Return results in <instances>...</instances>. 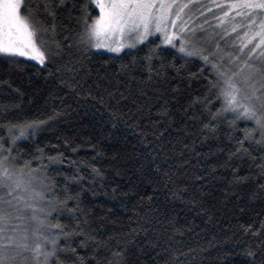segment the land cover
<instances>
[{"label": "snow or ice", "instance_id": "obj_1", "mask_svg": "<svg viewBox=\"0 0 264 264\" xmlns=\"http://www.w3.org/2000/svg\"><path fill=\"white\" fill-rule=\"evenodd\" d=\"M213 8L221 15H212ZM197 12L203 23H196ZM205 13L212 15L215 26L204 18ZM237 18L246 23H236ZM150 37H157L160 44L144 57L139 76L135 59L111 73L91 64L93 49L120 53L151 43ZM162 45L176 49L185 64L202 61L201 69L188 75L207 80L202 93H190L176 109L166 98L167 85L180 76L185 64L161 62L155 67L154 56ZM0 55L9 64H19L12 58L20 57L45 68L55 65L49 75L60 85L109 110L111 119L137 132L144 149L139 171L150 166L175 198L187 197L205 214L210 209L202 199L203 188L225 179L217 175L221 170L231 173L228 187L252 178L240 175L244 163L250 172L255 170L256 179H264V0H210V4L200 0H0ZM169 68L176 76H169ZM178 91L172 88L173 93ZM216 104L220 107L213 111ZM65 114V109L54 108L43 119L0 125V131L7 129L6 136H0V264H188L187 256L194 250L182 252L170 243L173 236L167 242L163 236L147 238L149 229L155 231L161 223L150 196L147 205L141 197L134 206L136 226L108 235L92 227L91 210L82 206V195L103 179L102 169L95 164L103 155L96 151L97 144H88L95 153L90 159L67 157L61 147L76 153L84 146L73 147L68 136L57 137L58 143L50 149L37 148L38 155L22 164L13 155L17 141L34 138ZM61 166L71 168V173L61 172ZM198 166L203 174H197ZM181 176L187 180L182 186ZM259 193H264V183H257L252 197ZM21 205L31 209V232L9 234L17 231L10 225L21 217H13L12 211L19 212ZM166 223L165 233L180 231L173 218ZM241 228L249 240L244 252L247 264H264V220Z\"/></svg>", "mask_w": 264, "mask_h": 264}, {"label": "trees", "instance_id": "obj_2", "mask_svg": "<svg viewBox=\"0 0 264 264\" xmlns=\"http://www.w3.org/2000/svg\"><path fill=\"white\" fill-rule=\"evenodd\" d=\"M150 41L151 43L145 42L120 54L92 50L91 64L94 68H100L102 73L104 71L111 73L122 63L130 64L135 59L139 76L141 75L139 66L144 63V57L149 55V50L154 45L160 44L157 38ZM12 59L19 61V64H9L4 56H0V125H6L9 121L43 119L54 108L65 109L66 113L49 128L39 131L34 138L17 141L13 155L21 158L19 162L22 164L24 160L38 155L37 148L50 149V145L58 143L57 137L63 136L73 139V147L78 144L84 145L76 153L61 147L69 159H90L95 153L88 148L89 143L97 144L96 151L103 153L95 161L96 167L103 171V179H97L91 190L85 191L82 195V206L86 210H91L93 228H99L101 233L108 235L136 226L134 206L139 203L141 197L145 198L147 205L149 203L147 197L150 196L151 206L158 209L161 223L154 226L155 231L149 229L148 239L163 236V240L167 242L168 236H173L170 243L182 252L194 250L187 256L188 264H247L248 258L244 252L249 240L242 235L241 225L246 227L255 221L258 226L259 221L264 220V193L252 197L257 183H264V179H256L255 170L250 172L247 163L240 168L241 176L252 177L246 183L228 187L231 173L221 170L217 175H223L225 179L205 184L202 199L205 206L210 209V213L205 214L199 206L188 203L187 197L183 200L175 198L168 188L164 187L159 175L150 170V166L139 171L144 160V149L137 132L123 122L111 119L109 110L94 104L90 99L77 97L68 88L60 85L55 76L49 75V71H54L55 65L45 68L27 59L16 57ZM161 62L176 66L185 64L177 50L165 46H161V50L154 56L155 67L158 68ZM201 67L202 61L192 59L191 63L185 64L180 76H176L169 68V76H176L167 85L166 93V98H169L173 109L184 104L190 93L195 95L203 92L207 80L203 77L189 78L188 75L198 72ZM5 81L7 83H4ZM172 88H178L179 91L173 93ZM172 96H175V99H171ZM66 105L71 107L66 108ZM219 107L220 105L216 104L213 111ZM153 112L155 113V109ZM243 126L241 122V127ZM6 134V128L0 131V136ZM59 143L63 145V140L61 139ZM192 163L196 161L193 160ZM188 167L191 171V165ZM60 171L70 174L72 170L61 166ZM196 171L197 174H203V169L199 166ZM58 179L62 184L63 177ZM183 182L187 180L179 177L178 184L182 186ZM113 189H116L115 193ZM124 193L128 195L125 196ZM37 206H43V202H37ZM12 215L20 216L25 223L18 224V219H13L10 227L16 228L17 231L9 234L22 235L25 230L31 232L33 227L29 219L32 215L31 209H25L21 205V210L12 211ZM209 215L212 216L210 221ZM170 217L174 219V226L180 230L179 232L173 233L172 229L164 232V229L169 228L166 221ZM144 239L145 235L141 233L139 242L143 243ZM78 243L79 238L73 246ZM78 251L82 254L84 252L83 249Z\"/></svg>", "mask_w": 264, "mask_h": 264}, {"label": "rangeland", "instance_id": "obj_3", "mask_svg": "<svg viewBox=\"0 0 264 264\" xmlns=\"http://www.w3.org/2000/svg\"><path fill=\"white\" fill-rule=\"evenodd\" d=\"M185 2H186V0H185ZM216 2H217V3H223L224 0H216ZM200 3H203V4H210V0H200ZM226 10H227V9H225V11H226ZM212 15L220 16L221 13H220V11H219L218 9L213 8V10H212ZM212 15H209L208 13H205V17H204V18H207V19L209 20V24H210V25L215 26L216 21L212 18ZM196 16H197L196 23H203V18L199 17V13H198V12L196 13ZM236 23H246V21H243L241 18H237ZM206 27H208V26H206ZM217 30L219 31V29H217ZM157 36H158V34H157ZM152 38H157V37H150L149 39H152ZM157 39H158V38H157ZM235 39H236V37H235V35H233V40H235ZM158 42L160 43V40H159V39H158ZM229 43H231V41H230ZM162 46H163V45H162ZM165 47H169V46H165ZM170 48H171V47H170ZM93 50L104 51V52L111 53V54H120V53H122V52H124V51H126V50H129V49H128V48H125V49H123L120 53H112V52L107 51L106 49H93ZM175 50H176V49H175ZM0 56H2V55H0ZM16 58H20V57H16ZM23 59H26V58H23ZM33 62H35V61H33ZM35 63H37V62H35ZM36 186H37V188L39 189L40 185H39L38 183H37ZM26 220H28V218H26ZM17 221H18V224H23V223H25L23 219H18Z\"/></svg>", "mask_w": 264, "mask_h": 264}]
</instances>
